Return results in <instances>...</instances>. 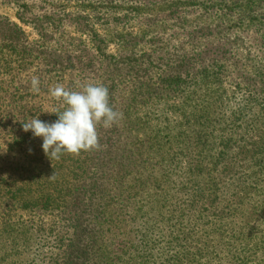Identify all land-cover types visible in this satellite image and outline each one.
I'll return each instance as SVG.
<instances>
[{"label": "trees", "instance_id": "trees-1", "mask_svg": "<svg viewBox=\"0 0 264 264\" xmlns=\"http://www.w3.org/2000/svg\"><path fill=\"white\" fill-rule=\"evenodd\" d=\"M15 1L39 21L28 0ZM160 1L173 3L174 17L206 6L212 41L158 63L138 56L142 35H120L132 56L120 60L135 75L125 87L90 77L94 60L49 48V32L30 42L0 16V264H264V70L249 75L237 54L239 29L264 27V0L95 5L106 20L125 13L150 23ZM65 68L81 74L66 90L101 84L122 115L97 126L98 149L50 160L22 121L57 120L48 112L61 102L46 97L43 72Z\"/></svg>", "mask_w": 264, "mask_h": 264}, {"label": "rangeland", "instance_id": "rangeland-1", "mask_svg": "<svg viewBox=\"0 0 264 264\" xmlns=\"http://www.w3.org/2000/svg\"><path fill=\"white\" fill-rule=\"evenodd\" d=\"M9 2L11 3H3L0 0V16L16 23L30 42H42L44 34L49 32L52 39L45 38L44 43L55 52L66 56L70 51L74 56L85 57V62L91 63L90 59L94 60V65L91 68L96 70L89 76L99 83L113 81L120 84L121 82L125 87L135 76L128 75L127 70L124 69L123 61L120 60L121 57H132L128 52L120 51L118 43L120 35L127 33L142 35V44L137 48L138 56L142 55L146 60L150 58V55L154 56L158 63L161 62V59L167 63L169 58L174 59L177 54L194 56L196 50L212 41L208 36L210 34L209 27L214 22H212V16L206 10V6L190 7L187 14L174 17L171 13L173 3L160 1V6L158 4L155 7L157 10L154 9L155 12L157 11L156 14H152V17L155 18L148 23L145 20L125 16V13L122 16L106 20L103 18L100 8L95 5V0H28L29 3H27L32 7L30 9L34 13L33 16H40L39 21H32L29 19L28 11L22 7V1L19 4L15 0H9ZM24 11H26V15H24ZM218 22L220 21H217L216 24ZM148 24L151 26L149 27ZM258 25L239 29L238 34L241 40L238 41L237 54L241 58V69L243 70L247 65L246 72L249 75L253 74L256 67L264 70V27L260 28ZM85 26L96 31L104 43H101L99 47L97 43H93L91 33ZM237 29L238 27L235 25L233 31ZM196 34L202 38L197 45L196 43L190 45L193 35ZM231 35L233 37L234 33ZM157 40L159 41L156 42ZM166 58L168 59L166 60ZM254 65L256 67L251 69L250 67H254ZM161 67L163 68V65ZM43 76L46 97L50 101L58 100L51 95V90L58 86L66 89L72 82H77L81 78L80 72L71 68L46 70L43 72ZM240 77L237 67L231 77L232 82L239 81ZM226 88L233 91V87L228 84Z\"/></svg>", "mask_w": 264, "mask_h": 264}, {"label": "clouds", "instance_id": "clouds-1", "mask_svg": "<svg viewBox=\"0 0 264 264\" xmlns=\"http://www.w3.org/2000/svg\"><path fill=\"white\" fill-rule=\"evenodd\" d=\"M39 84L34 76L31 90L39 92ZM51 95L61 102L62 110L48 112L57 114L55 122H44L38 116L22 121L23 131L42 138V150L50 160H58L65 153L78 155L98 149L97 126L110 128L122 115L109 105L108 89L101 84H85L80 91L58 86L51 90Z\"/></svg>", "mask_w": 264, "mask_h": 264}]
</instances>
